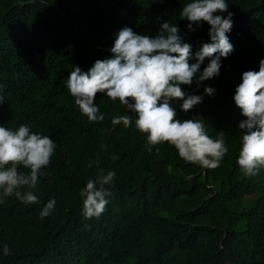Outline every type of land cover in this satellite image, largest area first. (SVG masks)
Here are the masks:
<instances>
[{
    "label": "trees",
    "instance_id": "1",
    "mask_svg": "<svg viewBox=\"0 0 264 264\" xmlns=\"http://www.w3.org/2000/svg\"><path fill=\"white\" fill-rule=\"evenodd\" d=\"M187 2L0 0V123L27 124L57 145L32 189L38 203L25 205L13 194L0 204V248L10 249L0 251V264H264V170L245 177L236 164L244 117L232 100L241 72L258 69L264 58V0H227L233 52L222 58L218 76L199 88L195 80L181 86L196 94L204 85L216 89L187 113L177 112L180 119H203L213 138L224 133L229 151L217 168L182 160L167 142L147 151L134 125L111 124L114 116L134 114L100 93L94 102L105 118L89 122L65 86L74 65L87 70L109 55L123 26L153 36L163 20L177 23L198 50L210 26L187 30L179 17ZM100 169L116 173L106 186L109 203L99 218L85 219L80 189ZM51 198L53 212L40 218Z\"/></svg>",
    "mask_w": 264,
    "mask_h": 264
},
{
    "label": "clouds",
    "instance_id": "2",
    "mask_svg": "<svg viewBox=\"0 0 264 264\" xmlns=\"http://www.w3.org/2000/svg\"><path fill=\"white\" fill-rule=\"evenodd\" d=\"M228 8L227 0H189L181 7L179 17L188 22V31H194V25L199 27L202 22L210 26L208 42L202 41L195 52L185 42L186 34H181L177 23L163 20L153 36L137 33L130 26L118 29L107 48L109 55L96 59L87 70L74 65L67 76L65 86L80 114L89 122L104 120V113L94 102L100 93L113 102L118 100L134 114L114 116L111 124H122L124 128L134 125L145 134L147 151L167 142L186 162L206 169L219 167L229 151L224 133H217L215 138L209 136L203 119H180L177 107L187 113L202 103L204 95L213 96L216 92L209 85H204L203 94L190 93L181 86L192 85L195 80L199 88L220 74L222 58L234 50L228 35L233 27V13ZM206 58L208 62L201 68ZM232 100L244 117L237 125L240 136L236 164L243 176L254 177L264 170V58L258 61V69L241 72ZM2 103L4 96L0 94ZM56 147L49 135L33 132L27 124L13 129L0 123V204L13 194L25 205L38 203L32 189L41 169L50 164ZM101 147L107 146L102 143ZM111 158L116 160L119 156ZM19 166L29 172L18 171ZM115 177L114 170L100 169L80 189L85 219L99 218L105 211L111 196L106 186L112 185ZM55 204V198L49 199L39 217L50 215ZM0 251L7 255L10 249L4 244Z\"/></svg>",
    "mask_w": 264,
    "mask_h": 264
}]
</instances>
